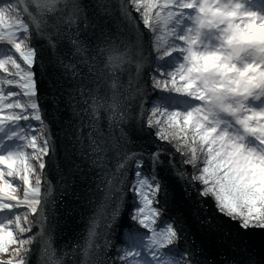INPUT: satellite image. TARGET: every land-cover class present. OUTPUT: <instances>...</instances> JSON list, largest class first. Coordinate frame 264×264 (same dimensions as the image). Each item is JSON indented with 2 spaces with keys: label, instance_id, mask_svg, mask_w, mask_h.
Segmentation results:
<instances>
[{
  "label": "snow or ice",
  "instance_id": "6c2138e0",
  "mask_svg": "<svg viewBox=\"0 0 264 264\" xmlns=\"http://www.w3.org/2000/svg\"><path fill=\"white\" fill-rule=\"evenodd\" d=\"M255 2L118 0L114 29L97 12L89 16L82 0L0 4V264H30L37 253L39 264H77L81 255L86 264H264L244 241L264 232V11ZM94 3L113 17L109 3ZM82 33L94 36L95 45ZM37 38L72 77L81 75L78 65L86 69L77 85L82 97L84 89L101 93L68 94L69 106L83 103L88 117L81 125L88 132L74 133L79 155L90 151L103 179L88 199L93 214L83 242L60 255L51 234L48 167L55 145L39 102L36 69L44 64ZM64 41L71 63L59 53ZM145 65L155 69L150 85L140 82ZM125 72L126 86L119 76ZM148 87L177 94L181 106H143ZM130 129L147 132L155 146L134 147ZM168 176L180 185L183 207L158 226L177 196ZM126 205L129 220L144 231L134 227L118 245L116 225Z\"/></svg>",
  "mask_w": 264,
  "mask_h": 264
},
{
  "label": "water",
  "instance_id": "95a60500",
  "mask_svg": "<svg viewBox=\"0 0 264 264\" xmlns=\"http://www.w3.org/2000/svg\"><path fill=\"white\" fill-rule=\"evenodd\" d=\"M100 2L109 3V7L113 11V17H104L101 9L94 3V0H82V5L89 16L93 15V11L97 12L100 19L107 24L108 28L114 29V25L110 22V19H115V13L118 10V0H110V2L109 0H100ZM114 5L116 7H113ZM140 27L142 29V24ZM81 39H86L88 43L93 46L95 45V37L90 36L89 33H82ZM148 39L149 34L144 30V40L147 42ZM33 43L39 49L41 61L44 64L43 68L38 67L36 69L39 102L55 145L53 159L48 167V177L54 187L55 200L53 208L54 216L50 223L52 226L53 246L57 250V254L60 255L65 252L66 246L72 245L76 241L83 242V237L86 235L88 226V217L93 214L92 206L89 204L88 199L97 195V184L101 183L103 179V169L92 165L89 159L91 155L90 151H86L83 156L79 155L80 146L75 142L74 133L76 129H79L81 133L88 132L86 124L81 127L83 121L88 117L83 103L76 104L73 102L72 106H69L67 102L69 99L68 94L75 96L77 99H90L91 95H100L101 93H91L90 89H84V92L88 93V95L82 97L77 85L87 75L86 69L82 65H78L77 70L81 72V75L79 77H72L68 72H65L63 67L51 60L48 46L43 39L37 38ZM59 53L66 63L73 62L74 57L71 55V46L67 41L61 42ZM153 70L154 68L145 65L140 82H148L150 85L148 75ZM129 72L135 75V67L131 66ZM119 76L120 82L126 86L128 72L120 73ZM54 84L56 85L55 88L53 87ZM160 96L162 95L158 93L157 89L153 90L151 87H148L147 95H143L142 105L150 108L153 102ZM135 102L134 99L132 102L133 106ZM73 108L77 109L76 113L73 112ZM99 126L102 129H107V119H101ZM130 131L132 132L133 139L136 141L134 147L146 146L152 148L155 146L156 142L152 140L147 132L140 134L134 129H130ZM176 159L178 161L180 159L179 156ZM76 165H79V169L76 168ZM61 176L64 177L63 180H61ZM129 179H131V176ZM166 183L177 193V196L175 200L170 199L165 205L164 221L182 211L183 207L179 202L180 185L171 176L166 177ZM206 203L211 208L212 202L206 201ZM130 210L131 205H126L124 214L116 225L115 241L118 245L124 243V234L133 229V223L128 218ZM212 210L214 211V209ZM186 224L189 226L188 231L192 235V238L199 244L200 238L195 223L189 218ZM33 231L35 232L36 229ZM244 241L249 245L251 251L257 255L258 259L264 257V232H250L244 236ZM33 247H36V245H33ZM113 255H115V251L108 252L109 257ZM76 259L77 264H86V258L82 255ZM30 264H39L38 253L32 256Z\"/></svg>",
  "mask_w": 264,
  "mask_h": 264
},
{
  "label": "trees",
  "instance_id": "16d2710c",
  "mask_svg": "<svg viewBox=\"0 0 264 264\" xmlns=\"http://www.w3.org/2000/svg\"><path fill=\"white\" fill-rule=\"evenodd\" d=\"M8 2V0H0V4L2 3H6ZM3 51H4V47L3 46H0V55L3 54ZM155 70V69H154ZM153 70V71H154ZM158 93L161 94V95H170L171 97H167V98H164L163 96H160L159 98H157L154 102V103H165L167 104L168 106L170 107H180L181 104L179 103L180 100L182 99L181 97H179L177 94L175 93H172V94H168V93H164V92H161L160 90H158ZM24 123V122H22ZM34 125L38 126V122L34 123ZM164 219H163V216L158 220V226H165L164 224ZM140 231H144V230H140Z\"/></svg>",
  "mask_w": 264,
  "mask_h": 264
},
{
  "label": "rangeland",
  "instance_id": "374dc122",
  "mask_svg": "<svg viewBox=\"0 0 264 264\" xmlns=\"http://www.w3.org/2000/svg\"><path fill=\"white\" fill-rule=\"evenodd\" d=\"M164 98H167V97H171L170 95H162ZM159 220V219H158ZM136 228L138 231H140V228L138 227V226H135V225H133V228ZM132 230V229H131ZM141 230H143V229H141ZM4 258H7V257H4Z\"/></svg>",
  "mask_w": 264,
  "mask_h": 264
},
{
  "label": "bare ground",
  "instance_id": "6f19581e",
  "mask_svg": "<svg viewBox=\"0 0 264 264\" xmlns=\"http://www.w3.org/2000/svg\"><path fill=\"white\" fill-rule=\"evenodd\" d=\"M123 244H124V243H123ZM123 244H122V245H123Z\"/></svg>",
  "mask_w": 264,
  "mask_h": 264
}]
</instances>
